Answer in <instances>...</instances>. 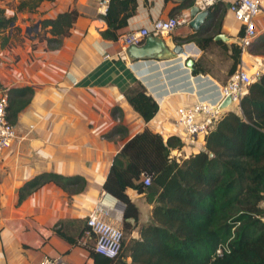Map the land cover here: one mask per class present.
I'll list each match as a JSON object with an SVG mask.
<instances>
[{
    "label": "crops",
    "instance_id": "1",
    "mask_svg": "<svg viewBox=\"0 0 264 264\" xmlns=\"http://www.w3.org/2000/svg\"><path fill=\"white\" fill-rule=\"evenodd\" d=\"M98 1H42L34 13L19 12L21 18L33 17L35 23L72 8L78 15L58 48L47 50L43 41L36 40L34 49H30L28 40L23 42V49L14 48L18 58L10 67L12 81L8 80L4 87L30 85L33 95L14 123L17 138L0 153V264H38L45 256L59 257L65 264H92L85 246L69 243L53 227L60 226L69 238L78 236L86 214L95 205L103 209L108 220L120 225L122 210L106 202L101 187L112 156L143 128L159 133L163 141L169 135L180 139L181 129L174 122L175 107L196 98L214 99L217 89L226 81L220 83L206 70L191 75L181 60L130 63L118 38L105 40L99 35L105 28L102 17L106 6L99 11ZM218 1L224 6L220 31L234 41L239 24L226 10L230 0ZM178 2L136 0L135 13L118 30L119 34L171 15ZM263 23L264 15H261L256 21L258 32ZM23 25L27 32L26 20ZM191 32L189 25H183L167 35L179 42ZM122 49L123 55L119 56ZM200 51L185 47V53L192 56L194 63ZM4 59L10 60V57ZM240 59V65L248 72L264 68V60L259 58H253L254 65ZM136 81L157 104V112L147 122H143L123 97V90ZM114 107L119 109L118 117L110 114ZM116 123L126 128V134L104 138ZM30 125L31 133L24 138ZM180 140L183 147L171 151L177 161L203 146L202 136L191 139L181 136ZM41 172L79 175L85 179V187L80 193L67 196L59 187L46 183L16 205V189ZM125 194L138 209V223L130 235L138 238L139 226L150 219L151 204L131 188H126Z\"/></svg>",
    "mask_w": 264,
    "mask_h": 264
},
{
    "label": "trees",
    "instance_id": "2",
    "mask_svg": "<svg viewBox=\"0 0 264 264\" xmlns=\"http://www.w3.org/2000/svg\"><path fill=\"white\" fill-rule=\"evenodd\" d=\"M42 1L53 0H19L14 11L34 13ZM191 5L192 0H179L171 15ZM135 8L136 0H107L101 38L115 41ZM223 13V4L216 2L208 8L200 27L182 40L193 42L200 50L214 43L228 52L229 74L240 63L239 48L235 42L212 39L221 32ZM77 15L72 8L38 20L35 32L42 31L38 41H43L47 50L58 48ZM14 20V15L5 16L0 9V33H6L1 45L19 31ZM253 43V51L264 56V34ZM199 73L203 70L193 63L191 75ZM0 88L6 92L5 118L14 125L19 112L31 101L33 88ZM122 93L143 122L157 112L156 102L139 82ZM118 113L114 107L110 114L115 117ZM125 134L126 128L116 123L103 137ZM202 138L201 149L178 161L170 151L180 150L183 143L174 135L163 141L159 133L143 128L122 144L111 158L101 187L123 205L120 226L124 235L113 258L84 243L92 264H264V70L246 87L238 106L222 111ZM141 174L149 176L148 185H143ZM46 183L59 187L67 196L85 187V179L79 175L41 172L16 189V205ZM126 188L143 194L151 204L150 219L139 226L138 238L130 237L138 223V209L125 194ZM86 228L83 221L80 234L70 238L58 225L53 231L77 244Z\"/></svg>",
    "mask_w": 264,
    "mask_h": 264
},
{
    "label": "built area",
    "instance_id": "3",
    "mask_svg": "<svg viewBox=\"0 0 264 264\" xmlns=\"http://www.w3.org/2000/svg\"><path fill=\"white\" fill-rule=\"evenodd\" d=\"M218 0H194L193 4L199 10H205L215 4ZM107 0H99V11L106 6ZM226 10L238 22V32L234 41L240 51V56L247 54V49L256 40L258 33L256 21L259 16L264 15V0H230L226 5ZM190 16L188 8L174 15L165 18H155L149 22L148 26L130 30L118 37L122 48L129 45H140L148 35L164 36L170 34L179 26L188 25ZM189 43V42H188ZM123 55V49L118 53ZM240 63L227 75L223 85L217 89V93L212 100L196 98L189 104H181L175 107V124L181 129V136L184 139H191L195 136H202L210 129L221 115L222 111L231 106H238L241 96L245 93L246 87L259 77L264 68L253 69L249 73ZM225 97L230 98V106L220 109V103ZM6 106V92L0 88V153L8 149L17 132L14 125L10 124L6 118L4 109ZM32 125L27 129L24 138H27ZM180 136V139H181ZM176 150V149H173ZM171 150V151H173ZM170 156L175 158V154ZM176 159V158H175ZM143 185H148L150 178L146 174H141ZM85 226L87 227L82 236L78 239V245H84L86 240L91 239V249L107 258H113L119 252L123 233L119 225L107 220L103 209L95 205L85 216ZM220 252V248L216 250ZM38 264H65L59 257L45 256Z\"/></svg>",
    "mask_w": 264,
    "mask_h": 264
},
{
    "label": "rangeland",
    "instance_id": "4",
    "mask_svg": "<svg viewBox=\"0 0 264 264\" xmlns=\"http://www.w3.org/2000/svg\"><path fill=\"white\" fill-rule=\"evenodd\" d=\"M19 0H0V9H3L4 11V15L5 16H10V15H14L15 16V20H14V25L17 26L19 28V31L14 34L13 36H10L8 42H5L4 45H1L2 43V37L5 36V32L3 31L2 33H0V85L1 86H6L7 81L11 79V74H10V67H13V65L16 63V58H18V54L15 52V47L19 46V48H22L24 45V41L28 40L30 42L29 47L30 49H34L35 43L38 41V39L40 38V36L42 35V31L39 30L36 34L35 32V26L36 23L34 22V18L32 17H27L24 16L21 18V16H19V12H15L14 11V7L17 4ZM26 20L27 22V28L28 31L26 32L24 29V21ZM263 27L261 28V30L258 32V35L264 34V23L262 25ZM37 31V30H36ZM36 34V35H35ZM36 40V42L34 43V41ZM38 42H42V41H38ZM233 42V41H231ZM181 43H188L185 42L184 40H181ZM193 43V42H191ZM194 44V43H193ZM255 43H253L248 49H247V53L250 54V56L248 57L246 54L240 56V58H242L244 61H248L246 62L248 65H254L255 59H260V61L263 60L262 58V54H260L261 52L259 51L258 53H256L255 51H253V49L255 48L254 46ZM195 45V44H194ZM196 46V45H195ZM15 48V49H14ZM23 49V48H22ZM14 50V53H12V51ZM228 52H225L224 50H222L220 47H218L215 44H211L209 47H207L204 50H201L199 52V56L197 57V63L200 66V68H202L203 71H208V74L211 75L212 77H214L215 79H217L220 83H224V81L227 78L228 75V69L231 65V59L228 56ZM10 57V60L7 59L5 60L4 57ZM262 58V60H261ZM258 59V60H259ZM241 60V59H240ZM251 71H253V69H249V73H251ZM231 109L236 108V106H231ZM116 117V116H115ZM118 117V115H117ZM27 132V130H26ZM31 133V131L29 132ZM28 133V135H30ZM27 135V136H28ZM182 153H181V157H182ZM142 205L145 207L144 202H142ZM142 205H140V211H141V215H144V210ZM108 220V219H107ZM110 221V220H109ZM119 227L121 228V226L119 225ZM124 235V233H123ZM90 239L86 240V245H90Z\"/></svg>",
    "mask_w": 264,
    "mask_h": 264
},
{
    "label": "water",
    "instance_id": "5",
    "mask_svg": "<svg viewBox=\"0 0 264 264\" xmlns=\"http://www.w3.org/2000/svg\"><path fill=\"white\" fill-rule=\"evenodd\" d=\"M190 21L188 25L192 31L197 30L205 20L208 10H199L196 5H191L188 8ZM213 41H220L222 43H231V38L224 33L220 32L213 36ZM191 46L198 51V48L191 42L181 43L173 40L171 35H167L166 38L157 35H148L142 44L129 45L124 50V55L130 63L138 61H161L168 60H181L183 67L187 72H191L193 67V58L191 55L185 53V47ZM180 58V59H179ZM264 60V56H263ZM230 106V98L225 97L220 103V109H226ZM34 145L36 142L33 143ZM211 156V154H209ZM105 199L111 200L114 204L120 207L122 210L123 205L117 201L113 196L107 192L102 193Z\"/></svg>",
    "mask_w": 264,
    "mask_h": 264
},
{
    "label": "bare ground",
    "instance_id": "6",
    "mask_svg": "<svg viewBox=\"0 0 264 264\" xmlns=\"http://www.w3.org/2000/svg\"><path fill=\"white\" fill-rule=\"evenodd\" d=\"M106 202L109 204H112L113 202L111 200L106 199Z\"/></svg>",
    "mask_w": 264,
    "mask_h": 264
}]
</instances>
